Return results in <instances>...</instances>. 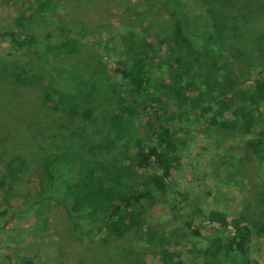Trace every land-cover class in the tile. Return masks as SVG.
I'll return each mask as SVG.
<instances>
[{"label":"rangeland","instance_id":"1","mask_svg":"<svg viewBox=\"0 0 264 264\" xmlns=\"http://www.w3.org/2000/svg\"><path fill=\"white\" fill-rule=\"evenodd\" d=\"M171 1L186 18L192 53L173 42L172 20L157 1L61 0L54 15L35 16L33 0H0V264H160L164 251L182 264H241L229 244L236 216L252 230L248 264H264V147L254 148L264 130V94L249 133L219 109L264 76V0ZM18 14L23 29L12 23ZM10 32L33 35L38 46L16 48L3 35ZM70 45L69 53H49ZM130 66L144 67L150 79L141 95L126 94ZM46 82L71 104L48 107ZM161 83L169 86L166 111L153 99ZM118 104L135 109L130 140L108 149ZM159 126L175 146L168 176L154 185L161 171L139 169L133 144L145 132L142 144H153ZM58 154L70 157L50 182L44 161ZM15 158L19 168L5 182ZM85 162L102 163V179L149 194L125 205L118 235L104 215L82 231L51 198L80 182ZM210 211L226 221L208 222Z\"/></svg>","mask_w":264,"mask_h":264},{"label":"trees","instance_id":"2","mask_svg":"<svg viewBox=\"0 0 264 264\" xmlns=\"http://www.w3.org/2000/svg\"><path fill=\"white\" fill-rule=\"evenodd\" d=\"M34 8L32 10L33 15L38 16L40 14H55V9L61 0H33ZM157 3H161L172 20V32L171 37L176 46L186 54L192 53L193 43L188 37L186 32L187 21L181 11L180 7L171 0H153ZM30 17V16H29ZM29 20V19H28ZM24 15L18 14L12 23L15 28H24ZM7 36L10 42L19 49L22 48H35L38 46L37 40L33 35L24 34L21 37H16L15 33H3ZM65 46V45H62ZM148 52L153 51L150 43L146 44ZM70 47L50 49L49 53L52 56H58L71 52ZM40 56H42L40 54ZM126 76L129 80L130 88L126 94L133 96L141 95L145 93L151 86L150 79L148 77L145 68L142 66H130L126 70ZM155 105L162 111H166L162 104L163 93L169 94L167 90L169 86L165 83L156 84L153 86ZM46 96L45 104L50 108L67 107L71 104V98L66 94L55 90L50 83L46 82ZM159 91V95L155 94ZM264 94V76L258 77L254 81L253 89L251 90H237L232 93V100L220 105V111L223 113H229L230 125L238 126L243 133H249L252 127L258 123L257 115L253 106L260 102L261 96ZM165 95V94H164ZM176 99H181V94L178 95V90L174 92ZM135 115V109L128 104H118L115 114L111 121L112 124V139L108 143V149H113L115 144L128 142L130 138L126 137L127 125L129 118ZM157 132L152 131L150 136L153 137V144H145L142 142L147 141L146 133L133 144V148L136 150V164L139 169L156 168L161 171V178L150 181L149 184L160 185L163 183L164 178L168 176V169L172 163L173 155L172 149L175 146V141L168 133V128L163 126L158 127ZM258 141L255 142L254 148L257 149L264 147V130L258 132ZM144 139V140H143ZM145 141V142H146ZM135 145V146H134ZM68 154H58L48 157L44 161V168L48 174V180H57L60 175L56 174L58 165L62 161H68ZM20 161L18 158L12 159L8 162L7 168L9 174L6 176L5 182L11 179L14 173L18 170ZM107 170L103 168V164L99 162H85L80 166L79 170V183L72 187L67 188L61 196H51V198L57 203L62 205L74 223L78 224L80 229H91L94 226V222L99 219V215H104L111 219L115 225L113 231L115 234H120L125 230L124 224L125 205H130L133 202L149 197L147 193L133 192L125 180L115 179L107 176L102 179L103 175H107ZM101 175V177H100ZM100 177V178H99ZM101 187V189H99ZM206 220L208 222H217L223 224L226 221L225 215L217 211H210L207 213ZM232 233L229 236V244L234 252L239 255L240 260L244 259L248 264L246 258L247 245L249 238L252 236V230L250 226L239 216L233 217L229 221ZM241 262V264H245ZM160 264H182L179 260V256L175 252L164 251L160 257Z\"/></svg>","mask_w":264,"mask_h":264}]
</instances>
